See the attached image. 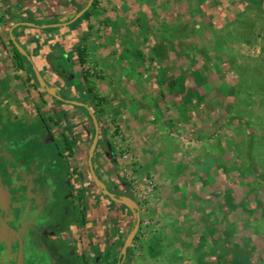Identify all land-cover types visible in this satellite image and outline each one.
<instances>
[{"label": "rangeland", "instance_id": "rangeland-1", "mask_svg": "<svg viewBox=\"0 0 264 264\" xmlns=\"http://www.w3.org/2000/svg\"><path fill=\"white\" fill-rule=\"evenodd\" d=\"M106 1V72L90 70L118 196L141 217L124 264H264V0Z\"/></svg>", "mask_w": 264, "mask_h": 264}, {"label": "crops", "instance_id": "crops-1", "mask_svg": "<svg viewBox=\"0 0 264 264\" xmlns=\"http://www.w3.org/2000/svg\"><path fill=\"white\" fill-rule=\"evenodd\" d=\"M86 2L0 0V257L9 261L18 255L17 233L24 232V264H56L60 258L70 264H112L115 239L128 234L132 218L136 221L134 211L106 199L89 176L88 148L95 129L89 121L94 104L85 71L107 105L106 79L97 76L96 81L90 65L106 72L108 3L99 0L94 13L74 24L44 28L69 23ZM12 37L31 58L23 68L16 64ZM78 48L86 51L84 67ZM32 65L53 93L84 107L52 97L32 78ZM64 138L70 141L73 156ZM102 142L99 132L95 171L111 193L129 198L115 175L110 144ZM86 245L91 256L83 254ZM59 248L65 257L55 253Z\"/></svg>", "mask_w": 264, "mask_h": 264}, {"label": "water", "instance_id": "water-1", "mask_svg": "<svg viewBox=\"0 0 264 264\" xmlns=\"http://www.w3.org/2000/svg\"><path fill=\"white\" fill-rule=\"evenodd\" d=\"M94 3V0H90L89 4L87 5V7H85L74 19H72L69 23L66 24H55V25H49V26H45V29H49V28H59V27H63V26H68L71 24H74L75 22H77L78 20H80L84 14L92 7ZM33 27H35V25H31ZM12 43L13 45L16 47V49L27 59L28 62L31 63V58L29 57V55L23 50V48L19 45V43L12 37ZM32 71L34 73V75L36 76L39 84L54 98H56L57 100L67 103L69 105L75 106V107H84V105L82 103H78V102H74V101H70V100H65L63 99L61 96L53 93L44 83V81L42 80L37 68L32 65ZM90 117L92 119L93 125H94V129H95V133H94V138H93V142L90 146V150H89V155H88V166H89V170H90V175H91V179L93 181V183L95 184V186L97 187V189L108 199H110L112 202L118 204V205H122L127 207L128 209L134 211L136 213V223L134 226V229L131 233V235L129 236V238L127 239L123 249H122V261L120 264H124L125 259L127 257V252H128V248L130 246V244L132 243V241L135 239L139 229H140V224H141V217H140V213H139V206L137 203H135L132 200H128V199H124L121 197H117L116 195H114L113 193H111L106 186L103 184V182L100 180V178L98 177L95 168H94V163H93V159H94V155H95V151L98 145V141H99V125H98V121L96 119V117L93 114H90ZM23 251V250H22Z\"/></svg>", "mask_w": 264, "mask_h": 264}, {"label": "trees", "instance_id": "trees-1", "mask_svg": "<svg viewBox=\"0 0 264 264\" xmlns=\"http://www.w3.org/2000/svg\"><path fill=\"white\" fill-rule=\"evenodd\" d=\"M97 6H98V0H94V3L92 5V7L96 8ZM89 16H90V12L87 11L81 19L88 18ZM11 46H12L13 51H14L16 64H17V66L19 68H23L22 67L23 63H26L27 65L30 64L27 61V59L16 49V47L13 45L12 42H11ZM77 52H78L80 64H81V66L84 67L86 65V62H87L86 61V57H85L86 51H85V49L78 48ZM29 72L32 75V78L35 79L38 82V80H37L36 76L34 75V73H33L31 68L29 69ZM90 77H91L90 73L85 71V81H86V83L89 86L88 94H89V96H90V98H91V100H92V102H93V104H94V106L96 108V111H97V112L96 111L94 112V115L96 117H99L101 114L104 113V111H102L101 108H102V106H104L106 104L107 101H106V99L101 98L98 95V93L96 92L95 87H93L92 83L89 80ZM89 121H90L91 124H93L92 119H91L90 116H89ZM94 133H95V131H94ZM94 133H93V136H92V142H93V138H94ZM64 144H65L66 150L69 152V155L73 156L74 151L72 150L71 143H70V141L67 138H64ZM110 147H111V150H112V146L111 145H110ZM93 163H95V159H93ZM114 195H116V194H114ZM116 196L119 197L118 195H116ZM105 198L108 199L107 197H105ZM108 200L110 202H112L110 199H108ZM112 203L115 204L114 202H112ZM122 207L125 208V206H122ZM135 223H136V221H135ZM134 226H135V224H134ZM160 249H161V241H160V239L154 238L152 243H151V245H150V251L152 252L153 255H158L160 253ZM128 254H129V249H128ZM121 261H122V255L120 256V259L118 260V264H120ZM235 264H248V263L245 262V261L244 262H242V261L239 262L238 261Z\"/></svg>", "mask_w": 264, "mask_h": 264}, {"label": "flooded vegetation", "instance_id": "flooded-vegetation-1", "mask_svg": "<svg viewBox=\"0 0 264 264\" xmlns=\"http://www.w3.org/2000/svg\"><path fill=\"white\" fill-rule=\"evenodd\" d=\"M19 235V247H18V255L16 258H12L10 259V263L14 262V264H24V258L23 255L25 254V252L27 251L26 248V239H25V233L21 232V233H17ZM23 250V251H22Z\"/></svg>", "mask_w": 264, "mask_h": 264}]
</instances>
